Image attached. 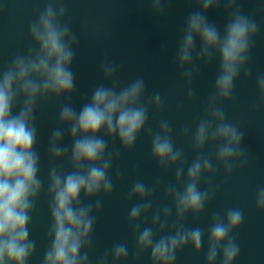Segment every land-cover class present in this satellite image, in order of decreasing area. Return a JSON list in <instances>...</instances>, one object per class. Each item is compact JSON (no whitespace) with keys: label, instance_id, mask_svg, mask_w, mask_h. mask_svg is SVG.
Here are the masks:
<instances>
[{"label":"clouds","instance_id":"obj_1","mask_svg":"<svg viewBox=\"0 0 264 264\" xmlns=\"http://www.w3.org/2000/svg\"><path fill=\"white\" fill-rule=\"evenodd\" d=\"M66 0H46L42 11L28 25L33 43L24 54L15 55L0 70V264H28L35 251V241L29 238V225L35 202L42 190L39 178L40 156L36 151L37 102L46 98L71 97L75 89L72 70L76 36L64 21ZM227 12L223 30L208 18L209 10L221 3ZM162 0H151L159 10ZM196 8L188 14L176 50L175 61L182 78L191 83L195 72L193 60L207 64L215 57L219 70L214 80L204 115L195 127L191 143L195 158L185 166L182 150L172 140V127L160 120L151 138V158L160 169H175V184L164 189L175 209V222L167 234L154 236V228L164 233L172 209L165 206L153 212L152 227L140 229L137 221L147 216L152 207L154 188L137 180L128 199L137 198L128 213V223L134 226L136 255L150 253L151 264H175L178 251L191 246L200 253L203 233L200 228L185 229L183 220L200 216L215 193L211 184L200 187L202 176H214L212 158L203 154L206 145L214 148L216 164L230 175L236 163H246L242 142L244 132L237 123L229 122L221 106L231 99L235 81L243 74L247 79L250 50L259 33L255 20L241 11L239 0H195ZM4 0H0V11ZM197 42L199 49L197 51ZM118 66L101 62L103 80L91 92L90 98L79 110L65 102L59 109L58 124L50 135L47 154L50 161L67 159L70 171L50 163L47 194L50 246L44 252L42 264H90L88 250L92 246L95 217L93 205L81 204L84 198L110 195L113 188L109 178L114 153L108 151V139L118 140L121 147L131 150L137 138L145 131L149 106L160 109L159 93L145 100V82L136 78L121 84L116 78ZM260 100L264 102V74L256 77ZM188 97L192 90L188 88ZM65 131L71 137V148L62 141ZM188 135V129L182 130ZM107 137L108 139H105ZM118 155V154H117ZM258 211H264V186L255 194ZM95 208L99 210L100 201ZM243 222L239 208L214 213L207 234L205 264H235L239 245L232 237ZM126 244L113 245L110 253L100 257L97 264H121L128 261Z\"/></svg>","mask_w":264,"mask_h":264},{"label":"water","instance_id":"obj_2","mask_svg":"<svg viewBox=\"0 0 264 264\" xmlns=\"http://www.w3.org/2000/svg\"><path fill=\"white\" fill-rule=\"evenodd\" d=\"M45 2L4 0L3 10L0 11V70L15 55L24 54L33 47L28 25L43 10ZM239 6L244 14L256 21L260 30L250 50L251 74L247 79L241 74L235 81L231 99L221 106L226 119L237 123L244 132L242 147L246 163H236L232 173L226 175L223 166L215 162L213 146H205L203 154L212 158L215 175L202 176L200 187L203 189L211 184L215 193L200 216L193 218L189 215L183 220L185 229H201V251L196 253L191 246L185 247L177 252L175 264H205L211 217L214 213L223 214L229 208H239L243 213L241 226L232 233L240 249L235 264H264V211H258L255 205L256 190L264 186V102L260 100L256 87L257 75L264 74V0H239ZM65 8L64 21L77 38L71 65L75 74V89L68 98L61 96L38 101L35 109L36 151L40 156L38 175L42 190L29 225V238L35 241L36 247L28 264H42L44 252L51 243L48 236L49 165L52 163L64 171L71 170L67 159L50 161L47 154L52 130L60 126L59 109L69 102L79 110L89 100L92 90L100 83H106L100 70L101 62L118 66L115 78L121 84L142 78L145 100L159 93L162 105L160 109L149 106L145 131L131 150L123 149L118 140L105 137L108 139V151L114 153L108 173L113 183L112 192L107 196L101 192L87 199L81 194V204H92V215L95 217L89 260L90 264H97L100 257L110 253L113 245L124 243L129 252L126 264H151L149 252L139 254L135 261L132 259L137 253L134 226L128 223V213L139 201L137 198L129 200L128 194L137 180L154 188L148 215L137 221L141 230L152 227L153 212L165 206L172 209L164 233L159 231L158 226L154 228V236L158 239L172 230L175 222V209L172 201L165 198L164 189L169 184H175L176 180L175 169L162 170L151 158V138L147 129L154 133L158 130L159 121L167 120L172 127L174 145L182 150L185 166L190 164L196 156L191 136L214 91L218 60L214 57L204 64L197 63L194 58L195 72L190 84L182 78L175 61L183 24L188 14L195 10V0H162L159 10L152 7L151 0H66ZM208 18L223 30L227 21L223 2L217 9L209 10ZM188 88L193 93L191 98L187 94ZM185 128L188 129L187 136L182 135ZM62 143L70 150L71 137L66 131ZM96 200L100 201L99 210L95 208Z\"/></svg>","mask_w":264,"mask_h":264}]
</instances>
